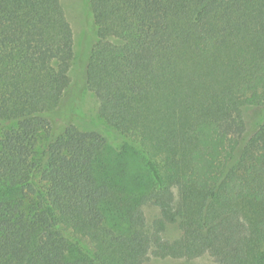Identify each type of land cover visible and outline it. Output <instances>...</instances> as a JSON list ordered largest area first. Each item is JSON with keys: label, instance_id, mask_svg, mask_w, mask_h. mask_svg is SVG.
I'll return each mask as SVG.
<instances>
[{"label": "trees", "instance_id": "obj_1", "mask_svg": "<svg viewBox=\"0 0 264 264\" xmlns=\"http://www.w3.org/2000/svg\"><path fill=\"white\" fill-rule=\"evenodd\" d=\"M88 14L81 92L101 130L71 122L61 0H0V264H264V0Z\"/></svg>", "mask_w": 264, "mask_h": 264}, {"label": "rangeland", "instance_id": "obj_2", "mask_svg": "<svg viewBox=\"0 0 264 264\" xmlns=\"http://www.w3.org/2000/svg\"><path fill=\"white\" fill-rule=\"evenodd\" d=\"M65 9L67 19L71 24L75 37V51L78 61L74 62L72 70V81L74 91H82V82L80 78V70L83 64L85 48L88 44V38L91 34V19L88 14V0H61ZM81 96L74 95L71 103L72 110L71 122L83 130L98 129L101 130L100 123L97 119L98 101L89 91L81 92ZM247 120L251 123L257 120L255 113L246 112ZM147 217V223L152 225L153 221L159 217V210L152 206L144 207ZM181 235L180 230L176 226H168L163 234L167 240H175ZM145 264H216L210 255H204L197 259H156L149 257Z\"/></svg>", "mask_w": 264, "mask_h": 264}]
</instances>
